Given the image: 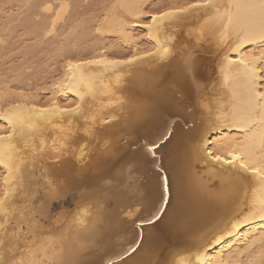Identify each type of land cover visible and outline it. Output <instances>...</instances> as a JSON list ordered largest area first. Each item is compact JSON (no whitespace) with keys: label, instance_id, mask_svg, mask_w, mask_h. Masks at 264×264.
<instances>
[{"label":"bare ground","instance_id":"bare-ground-1","mask_svg":"<svg viewBox=\"0 0 264 264\" xmlns=\"http://www.w3.org/2000/svg\"><path fill=\"white\" fill-rule=\"evenodd\" d=\"M153 1L115 0L123 14L97 25L131 63L76 42L90 57L64 60L45 103L0 108V264H264V179L240 168L264 161V101L250 91L264 0H156L179 5L146 29ZM41 5L52 33L70 1ZM52 170L76 203L46 230L26 208L38 186L54 192Z\"/></svg>","mask_w":264,"mask_h":264},{"label":"rangeland","instance_id":"rangeland-1","mask_svg":"<svg viewBox=\"0 0 264 264\" xmlns=\"http://www.w3.org/2000/svg\"><path fill=\"white\" fill-rule=\"evenodd\" d=\"M43 1L0 0V108L7 103L18 102L21 100L19 96L27 98L29 102L45 103L50 97L51 81L58 76L64 60L90 57L91 49L85 50L87 54H80L71 49L76 42H82V45L102 42L108 48L113 46L114 48L107 50L112 58L127 60L132 56L130 49L116 36L104 30H101V33L97 29V25L107 13L109 18L123 14L115 0H69V11L52 33H46L51 14L43 11ZM153 2L149 3L151 6L148 4L149 6L144 7L147 13L162 12L166 10V4L171 7L180 4L179 7H182L197 0H180L175 6L168 2ZM135 33L139 44L146 46L143 33ZM61 49H66L67 52L57 57V52ZM210 51L206 53L208 58L212 55V49ZM103 113L105 116L109 114L106 111ZM115 138L114 132H109L105 133V139H102L111 141ZM102 139L100 143L105 142ZM197 174L205 179L199 172ZM47 176L54 185V192L48 194L42 186H38L36 193L30 196L32 206L26 208V212L28 220L31 218L29 214L33 212L31 215H34L35 212L41 222L45 223L46 230H52L56 226L57 218L63 212L73 211L76 202L70 200L69 189L66 191L70 180H66L65 173H54L52 170Z\"/></svg>","mask_w":264,"mask_h":264},{"label":"snow or ice","instance_id":"snow-or-ice-1","mask_svg":"<svg viewBox=\"0 0 264 264\" xmlns=\"http://www.w3.org/2000/svg\"><path fill=\"white\" fill-rule=\"evenodd\" d=\"M201 7V5H189V8H199ZM261 8H264V4L260 5ZM178 12H184L186 11V9L184 8H179L177 9ZM147 15L150 17V20L152 21V23H143L142 27L146 28V29H152L154 27V23L155 21L159 20V19H163L166 17H172L174 15L173 12L171 11H163L160 12L159 14H153V13H147ZM165 52L167 53L168 50L165 49ZM148 55H152V53H148ZM256 61H264V54H262L261 57H254L253 58ZM86 63L88 64H94V63H98V61H94V60H88L86 61ZM109 63L111 64H126V63H131V61L128 60H111L109 61ZM261 71H264V69H261ZM261 89H264V76H260L258 75L256 66L253 67L251 73H250V91L252 93L253 99H257L259 101H264V91H262ZM80 107L79 104H77L76 108L78 109ZM76 109H63L62 111L64 112H69V111H75ZM40 111L42 112H46L48 111V109H40ZM213 159L217 162H220L222 160V157L219 155L213 156ZM240 159V157H236L235 155H233L231 157V159H225L223 160V163L229 164L232 163L233 161H236ZM261 167H257L256 164H252V165H246V164H241L240 168L245 170V171H251V174L253 176H261V179H264V161H261ZM233 228H235V225H233ZM217 243L219 242L218 240L216 241Z\"/></svg>","mask_w":264,"mask_h":264}]
</instances>
